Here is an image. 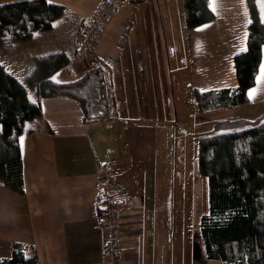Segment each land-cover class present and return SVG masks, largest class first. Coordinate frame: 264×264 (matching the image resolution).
Wrapping results in <instances>:
<instances>
[{
	"label": "crops",
	"instance_id": "0c3cea01",
	"mask_svg": "<svg viewBox=\"0 0 264 264\" xmlns=\"http://www.w3.org/2000/svg\"><path fill=\"white\" fill-rule=\"evenodd\" d=\"M7 1L14 0L0 3ZM47 1L66 7L50 29L0 45V63L24 84L40 109L25 120L18 135L24 192L0 187V258L9 257L11 244L19 241L33 247L38 264H103L105 229L98 202L108 176L120 208V241L137 251L124 264H234L208 258L201 234L195 236L198 250L160 251L153 232L147 237L142 226V195L147 171L155 165L157 112L190 106L218 118H255L264 113V43L246 102L199 111L193 98V87L237 86L233 56L246 44L250 19L246 0H214V5L208 0L214 18L192 28L185 26L183 0L178 1L181 19L175 26L173 0H124L106 18L96 41L77 57L73 53L83 22L100 0ZM254 1L264 22L260 4ZM177 31L184 58L175 55L170 60L165 35L175 50ZM58 51L70 59L52 74L56 81L81 75L94 61L106 63L115 98L112 118L85 122L76 100L39 96L37 87L26 82L34 56ZM132 101L136 103L131 107H138L129 111L126 103Z\"/></svg>",
	"mask_w": 264,
	"mask_h": 264
},
{
	"label": "trees",
	"instance_id": "16d2710c",
	"mask_svg": "<svg viewBox=\"0 0 264 264\" xmlns=\"http://www.w3.org/2000/svg\"><path fill=\"white\" fill-rule=\"evenodd\" d=\"M249 10L245 48L233 56L237 86L211 89L193 87L197 110L247 101L254 84L264 43V22L254 0ZM208 0H183L185 26L195 27L214 18ZM66 7L47 0H14L0 3V45L8 46L34 30L51 28ZM35 66L26 82L39 96L64 95L76 100L85 122L112 118L115 98L106 63L92 62L81 75L56 81L52 74L70 57L62 51L33 57ZM23 83L0 63V187L24 192L18 135L24 122L39 114ZM196 166L207 179L208 211L200 217V234L208 258L234 264H264V113L255 118L220 117L212 132L197 142ZM0 264H38L32 246L14 241L10 256Z\"/></svg>",
	"mask_w": 264,
	"mask_h": 264
},
{
	"label": "rangeland",
	"instance_id": "374dc122",
	"mask_svg": "<svg viewBox=\"0 0 264 264\" xmlns=\"http://www.w3.org/2000/svg\"><path fill=\"white\" fill-rule=\"evenodd\" d=\"M173 1L171 21L173 25H178L181 19L178 8L181 6L179 0ZM161 14L163 18V13ZM176 34L179 40L175 41V50L170 46L167 32L165 35L170 60L175 58V55L184 58L182 36L178 31ZM133 102L136 103H126V108L131 109L129 111L138 107H131ZM195 111L190 106L184 111L175 112L164 108L153 116L154 125L159 132L155 144L154 169L147 171L142 195V226L147 237L149 232H153L160 251L187 248L198 250L195 246V236H200L201 213H207L208 191L207 179L198 173L196 166L197 142L199 136L212 132V122L218 118V114Z\"/></svg>",
	"mask_w": 264,
	"mask_h": 264
},
{
	"label": "built area",
	"instance_id": "2783aa9c",
	"mask_svg": "<svg viewBox=\"0 0 264 264\" xmlns=\"http://www.w3.org/2000/svg\"><path fill=\"white\" fill-rule=\"evenodd\" d=\"M122 2L124 0H100L96 4L91 15L83 22L82 37L75 46L74 57L83 55L85 50L96 41L106 18ZM114 190V185L107 176L106 181L101 186V196L98 202L103 209L102 223L105 229L102 241L103 264H124L126 257L134 259L137 255L134 247L124 246L120 241V208Z\"/></svg>",
	"mask_w": 264,
	"mask_h": 264
},
{
	"label": "snow or ice",
	"instance_id": "6c2138e0",
	"mask_svg": "<svg viewBox=\"0 0 264 264\" xmlns=\"http://www.w3.org/2000/svg\"><path fill=\"white\" fill-rule=\"evenodd\" d=\"M210 4L214 5V0H209ZM258 3L260 4L261 12L264 13V0H258ZM261 71H262V78H264V65H261ZM261 79V78H258ZM255 92V89L253 90V93ZM252 93H250L251 95Z\"/></svg>",
	"mask_w": 264,
	"mask_h": 264
}]
</instances>
